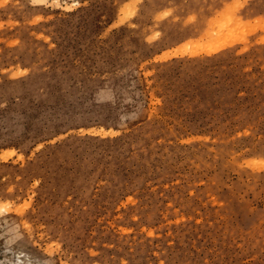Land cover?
I'll use <instances>...</instances> for the list:
<instances>
[{
  "label": "rangeland",
  "instance_id": "1",
  "mask_svg": "<svg viewBox=\"0 0 264 264\" xmlns=\"http://www.w3.org/2000/svg\"><path fill=\"white\" fill-rule=\"evenodd\" d=\"M0 264H264V0H0Z\"/></svg>",
  "mask_w": 264,
  "mask_h": 264
},
{
  "label": "bare ground",
  "instance_id": "2",
  "mask_svg": "<svg viewBox=\"0 0 264 264\" xmlns=\"http://www.w3.org/2000/svg\"><path fill=\"white\" fill-rule=\"evenodd\" d=\"M18 259H20V258H18Z\"/></svg>",
  "mask_w": 264,
  "mask_h": 264
}]
</instances>
